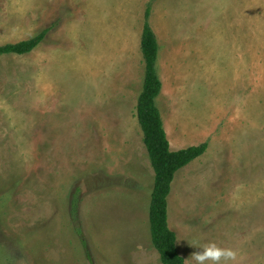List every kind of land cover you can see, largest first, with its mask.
I'll list each match as a JSON object with an SVG mask.
<instances>
[{
  "label": "rangeland",
  "instance_id": "1",
  "mask_svg": "<svg viewBox=\"0 0 264 264\" xmlns=\"http://www.w3.org/2000/svg\"><path fill=\"white\" fill-rule=\"evenodd\" d=\"M148 6L172 150L208 145L172 183L177 250L264 264V0H0V46L52 29L0 55V264H161L136 114Z\"/></svg>",
  "mask_w": 264,
  "mask_h": 264
},
{
  "label": "trees",
  "instance_id": "2",
  "mask_svg": "<svg viewBox=\"0 0 264 264\" xmlns=\"http://www.w3.org/2000/svg\"><path fill=\"white\" fill-rule=\"evenodd\" d=\"M150 6L146 8L140 41L144 63V78L137 99L136 114L143 135V143L154 171V186L149 206L151 242L158 252L161 264H185L176 247V235L168 224V197L175 175L207 150V143L172 151L164 129L162 116L156 105L162 84L157 73L159 46L149 23ZM50 29L33 38L0 46V55L30 54L44 39Z\"/></svg>",
  "mask_w": 264,
  "mask_h": 264
},
{
  "label": "clouds",
  "instance_id": "3",
  "mask_svg": "<svg viewBox=\"0 0 264 264\" xmlns=\"http://www.w3.org/2000/svg\"><path fill=\"white\" fill-rule=\"evenodd\" d=\"M192 246L197 248L195 244ZM188 259L195 261V264H230L237 259V253L210 242L200 246L199 251L192 253Z\"/></svg>",
  "mask_w": 264,
  "mask_h": 264
},
{
  "label": "crops",
  "instance_id": "4",
  "mask_svg": "<svg viewBox=\"0 0 264 264\" xmlns=\"http://www.w3.org/2000/svg\"><path fill=\"white\" fill-rule=\"evenodd\" d=\"M152 18V16H150V18H149V23H150V19ZM150 26H151V24H150ZM151 28H152V26H151ZM153 29V28H152ZM46 30V29H45ZM52 30V29H51ZM50 30V31H51ZM154 31V30H153ZM155 32V31H154ZM156 34V33H155ZM157 37V36H156ZM198 37V36H197ZM40 46V44L36 47V48H38ZM159 46V45H158ZM35 50V49H34ZM50 51V50H49ZM159 55H160V53L158 52V59H157V62L159 63ZM200 60V59H199ZM200 63H202V59L200 60ZM198 64V63H197ZM156 67H157V65H156ZM158 69V68H157ZM157 71H159V70H157ZM158 73V72H157ZM158 76H159V74H158ZM160 78V77H159ZM161 81V80H160ZM160 96V95H159ZM164 123V122H163ZM164 129H165V125H164ZM167 139H168V141H169V138H168V136H167ZM169 144H170V148H171V150H172V144H171V142L169 141ZM203 144V143H202ZM198 146V145H197ZM189 147H192V146H189ZM186 148H188V147H186ZM181 149H185V148H181ZM181 149H178V150H181ZM178 150H172V151H178Z\"/></svg>",
  "mask_w": 264,
  "mask_h": 264
}]
</instances>
